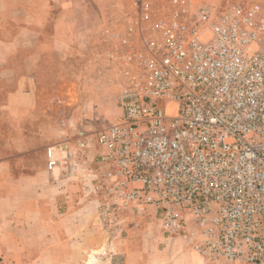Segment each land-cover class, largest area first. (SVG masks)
Returning a JSON list of instances; mask_svg holds the SVG:
<instances>
[{
	"label": "built area",
	"instance_id": "obj_1",
	"mask_svg": "<svg viewBox=\"0 0 264 264\" xmlns=\"http://www.w3.org/2000/svg\"><path fill=\"white\" fill-rule=\"evenodd\" d=\"M128 1L107 51L120 116L49 146L47 169L72 177L94 145L104 217L148 215L203 264H264V6Z\"/></svg>",
	"mask_w": 264,
	"mask_h": 264
},
{
	"label": "crops",
	"instance_id": "obj_2",
	"mask_svg": "<svg viewBox=\"0 0 264 264\" xmlns=\"http://www.w3.org/2000/svg\"><path fill=\"white\" fill-rule=\"evenodd\" d=\"M124 4L0 0V264H94L87 262L101 250L120 253L123 264H148L141 244L106 243L93 189L82 192L61 169L46 167L49 146L98 130L100 115L120 116L114 69L96 42L124 28ZM104 101L109 107H100ZM162 254L160 264H203L177 237Z\"/></svg>",
	"mask_w": 264,
	"mask_h": 264
},
{
	"label": "rangeland",
	"instance_id": "obj_3",
	"mask_svg": "<svg viewBox=\"0 0 264 264\" xmlns=\"http://www.w3.org/2000/svg\"><path fill=\"white\" fill-rule=\"evenodd\" d=\"M106 3V1L103 3L104 20L109 18L111 14L107 13V10H109L110 8L107 7ZM124 5L126 11L125 13L130 14L131 7L129 5V1L125 0ZM123 30L124 29L122 28V26H118V28L114 27L107 33L105 31L103 34L101 33V37L96 42V46L99 48V52L101 54L106 53L112 47L114 41L116 40V38H111L110 35L113 33L121 34ZM113 74V78H115L114 82H117V75L115 70ZM114 82H112V85H114ZM69 90L71 93L70 95L73 97V100H75V85H73ZM109 105V101L100 103V107H109ZM110 123L112 122H110L108 118H106L104 115H100L98 119L94 121L96 127L95 129H101L102 127H105ZM97 150L98 148H95L94 145L90 147V152L84 158L87 163H83L84 166H82V168L80 167V170H78V172L71 177V180L80 186L82 192L92 189L93 185H95L96 187L98 180L100 179L99 164L96 162L95 157ZM96 176L97 179L94 180ZM102 200V191H99L97 194V204L100 213L102 212V208L100 207V203ZM99 223L105 231V235L107 237L106 243L110 244V242L114 239V242H116V244H124L123 242L128 239L130 244H141L143 250H145L144 252L147 253L148 264H160V262H162L161 256H163V248H166L167 244H173L174 237L164 234L157 222H155L148 215L140 216L114 211L113 213L105 217L103 214H101V216H99ZM164 238L170 239L164 240ZM94 254L95 258L93 259V261H88L87 263L94 262V264H123L122 255L120 253H116V251L101 250L96 251ZM106 257L111 259L107 261ZM132 262H134L133 259ZM208 262L210 263V261Z\"/></svg>",
	"mask_w": 264,
	"mask_h": 264
}]
</instances>
